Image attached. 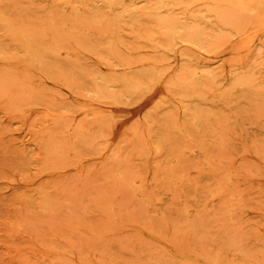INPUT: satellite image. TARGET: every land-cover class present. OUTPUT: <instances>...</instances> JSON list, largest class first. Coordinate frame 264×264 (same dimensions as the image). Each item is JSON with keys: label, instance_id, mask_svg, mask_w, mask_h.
Segmentation results:
<instances>
[{"label": "rangeland", "instance_id": "1", "mask_svg": "<svg viewBox=\"0 0 264 264\" xmlns=\"http://www.w3.org/2000/svg\"><path fill=\"white\" fill-rule=\"evenodd\" d=\"M233 1L164 0L155 11L152 0H0V264H210L200 253L264 264V149L255 155L246 140L264 130V7L237 15ZM162 18L182 25L180 36L162 37ZM194 77L209 89L198 103L179 89ZM238 79L246 103L215 102ZM214 107L229 119L215 130L242 199L229 212L201 200L213 179L199 183L189 165L163 173L148 145V120L183 124L185 111ZM191 195L203 215L180 213Z\"/></svg>", "mask_w": 264, "mask_h": 264}, {"label": "bare ground", "instance_id": "2", "mask_svg": "<svg viewBox=\"0 0 264 264\" xmlns=\"http://www.w3.org/2000/svg\"><path fill=\"white\" fill-rule=\"evenodd\" d=\"M153 1V10L158 11L161 7L162 4L164 3V0H152ZM234 6L236 7L235 10L237 11V15H243L245 13L254 11L255 9L262 10L263 9V4L264 0H239V1H233ZM259 20V19H258ZM103 21V20H102ZM44 22V21H43ZM259 22V21H258ZM156 23L162 31H160V35L166 39H173L178 36H180V32L184 29L182 25L176 24V22L172 23L168 19H157ZM250 23V22H249ZM92 25V24H91ZM93 26V25H92ZM249 26V25H248ZM107 28V27H106ZM259 28V27H258ZM29 29V28H28ZM54 29V28H53ZM219 29V28H218ZM190 29L189 31H191ZM260 30V29H259ZM264 30V29H263ZM45 31V30H44ZM246 31V30H245ZM40 32V31H39ZM223 32V31H222ZM261 33V32H260ZM60 34V33H59ZM250 34H252L250 32ZM238 39V38H237ZM188 40V39H187ZM190 40V39H189ZM239 41V39H238ZM218 42V41H217ZM241 42V41H240ZM243 42V41H242ZM6 43V41H4ZM252 43V42H251ZM68 45V44H67ZM155 45V44H154ZM241 45V44H240ZM251 45V44H250ZM70 47V46H69ZM243 48V46H242ZM241 48V49H242ZM222 49V48H221ZM14 52V51H13ZM16 53V52H15ZM109 53V52H108ZM220 53V52H219ZM43 55V54H42ZM155 55V54H154ZM204 55V54H203ZM38 56V55H37ZM210 56V55H208ZM8 58V57H7ZM27 61V60H26ZM59 61V60H58ZM109 61V60H108ZM148 62V61H147ZM150 62V61H149ZM58 63V62H57ZM258 63V62H257ZM24 65V64H22ZM261 65V64H260ZM10 70V69H9ZM172 71V70H171ZM170 71V72H171ZM187 72V71H186ZM185 72V73H186ZM189 72V71H188ZM9 74V73H8ZM190 74V73H188ZM243 76V75H242ZM246 76V75H245ZM1 77V76H0ZM12 78V77H11ZM248 78V77H247ZM264 78V77H263ZM7 79V78H6ZM204 83L209 79V76H204ZM2 80V79H1ZM8 80V79H7ZM15 80H18L17 78ZM29 80V79H28ZM164 80V79H163ZM181 80V79H180ZM18 83V82H17ZM116 84V83H115ZM11 85V84H10ZM36 85V84H35ZM83 85V84H82ZM200 81L198 80V77L191 78L189 81H183L180 84V94H183V97L187 101H192V103H198L199 101L204 100V94L205 92L209 91L208 90H199L200 89ZM21 86V84H20ZM85 86V85H84ZM110 87V84L108 83H101L98 85L96 88L103 94L108 91V88ZM18 88V87H17ZM24 88V87H23ZM88 88V87H87ZM85 89V88H84ZM138 86H130L129 91L137 90ZM248 89L247 82L245 80L238 79L237 83L234 85V88L232 91H227L226 93H222L219 95H216L215 97V102L217 101H224V102H230V101H235L236 103H246L247 101V96L248 92H246ZM120 90V89H119ZM89 93V92H88ZM94 93V92H93ZM96 93V92H95ZM120 93V92H118ZM3 94V93H2ZM30 94V92H29ZM255 94V93H254ZM5 95V94H3ZM31 95V94H30ZM34 95V93H33ZM246 95V96H245ZM3 98V97H2ZM4 99V98H3ZM145 99V98H144ZM46 102V101H45ZM141 103V102H140ZM166 103V102H165ZM204 104V103H203ZM167 105V104H166ZM190 105V103H189ZM8 106V105H7ZM12 107V106H11ZM16 107V105H15ZM262 107V106H261ZM18 108V107H17ZM171 109V108H170ZM16 110V109H15ZM122 110V109H121ZM183 110V109H182ZM63 111V110H62ZM185 111V110H184ZM192 111V110H191ZM184 113L185 119L183 121V124H177L176 122H173L172 120L168 119L165 121L163 125L155 126L151 121L146 122V130L151 133L149 140H148V145L152 147V149L155 151V154H157L160 159L163 161V173L167 174V171L173 172L176 170H181L184 169V167H187L188 165L194 168L197 172V176L199 177V183H204L206 182L205 178H209L208 180H214L212 183H209V186L204 190L202 193L201 197L204 202L205 201H219V200H224V202H227L226 207H224V211L229 212L232 209V206L234 205L233 202L236 200L240 199L234 198V194H232L231 190V184L234 182L233 178V173L229 170L228 165L229 163H235L234 160H232V156H228V151L227 153L223 152V150H229L230 147L226 146L227 140L224 139L223 135H220L219 133L216 132L215 129L219 127L223 128L225 130L226 124H228L229 119H225L224 121L226 122H221L220 120V115L223 113L220 110H217L215 107L212 110H203V109H198L197 111L193 110L192 112H187ZM170 113V112H169ZM14 114V113H13ZM89 116V115H88ZM87 116V117H88ZM151 117V116H150ZM184 118V117H183ZM90 119V118H89ZM152 119V117H151ZM257 119L264 121V108L259 109L257 113ZM231 123V122H230ZM91 124V123H90ZM100 127V126H99ZM90 129V128H89ZM101 129V128H100ZM135 129V128H134ZM81 130V129H80ZM79 130V131H80ZM135 131V130H134ZM133 131V132H134ZM156 133V135L154 134ZM141 135V134H140ZM142 137V136H141ZM147 137V136H146ZM175 137L178 141V143L171 142L170 139H173ZM227 137V136H226ZM102 138V137H101ZM97 139V138H96ZM144 139V137H143ZM98 140V139H97ZM175 140V139H174ZM246 140L248 142V147L249 149L252 150L253 153L259 154L258 152L261 149H264V130L262 129H256L251 132H247ZM94 141H96L94 139ZM142 141V138H141ZM144 141V140H143ZM100 143V142H99ZM98 143V144H99ZM144 143V142H143ZM131 144V143H130ZM129 145V144H128ZM243 148V147H242ZM134 150V149H132ZM225 150V151H226ZM240 149H238L239 151ZM65 151V150H64ZM232 151V150H231ZM237 151V152H238ZM70 152V151H69ZM132 153V152H131ZM262 153V152H260ZM240 153L239 155H241ZM79 155V154H78ZM138 155V154H137ZM186 156H193V160H189L186 158ZM53 157V156H52ZM68 157H66L67 159ZM108 158V156H107ZM236 160V159H235ZM53 161V160H52ZM66 160L65 162H67ZM114 161V159H113ZM155 161V160H154ZM64 162V163H65ZM156 162V161H155ZM113 163V162H112ZM120 163V162H119ZM118 163V164H119ZM117 164V166H118ZM51 165L53 166L52 162ZM65 165V164H64ZM69 165V164H68ZM116 165V164H115ZM121 165V164H120ZM187 165V166H186ZM232 166V164H231ZM54 167V166H53ZM69 167V166H68ZM110 169V168H109ZM125 170V168H124ZM237 170V169H236ZM235 170V171H236ZM112 171V170H111ZM116 171V169H115ZM149 171V170H148ZM88 172V171H87ZM89 173V172H88ZM111 174L115 175L116 173L111 172ZM156 174V173H155ZM158 174V173H157ZM90 175V174H89ZM139 175V174H138ZM117 176V175H116ZM131 176V175H130ZM112 177V176H111ZM110 177V178H111ZM140 177V176H139ZM163 177V176H162ZM88 178V177H87ZM178 178V177H177ZM91 180V177L88 178ZM93 179V178H92ZM171 179V178H170ZM183 178L179 177L178 180H182ZM106 180V179H105ZM109 180V179H108ZM116 179H112V181ZM122 180V179H121ZM207 180V181H208ZM109 180L108 182H110ZM154 181H156L157 184L160 182L158 181L157 175H154ZM107 182V183H108ZM114 182V181H113ZM191 182V180H190ZM209 182V181H208ZM119 186V184L122 182L118 179L116 181ZM198 184L191 185L192 188L197 190ZM73 184V183H72ZM92 184V183H91ZM99 184V183H98ZM102 184V183H100ZM120 184V185H121ZM155 184V186H157ZM78 185V184H77ZM134 185V184H133ZM184 185V184H183ZM182 185V186H183ZM68 186V185H67ZM102 186V185H101ZM99 186V187H101ZM109 186V185H108ZM129 186V185H128ZM139 186V185H137ZM136 186V187H137ZM146 186V185H145ZM168 185H166L167 187ZM171 186V185H170ZM57 187V186H56ZM66 187V186H64ZM92 187V186H91ZM112 187V186H111ZM251 187V186H250ZM55 188V186H54ZM63 188V186H62ZM94 188V186H93ZM119 188V187H118ZM120 188L124 189L123 187L120 186ZM164 188V187H163ZM170 188V187H169ZM234 188V187H233ZM77 189V188H76ZM101 189V188H100ZM107 189V188H106ZM140 189L135 188L134 186H130V192L135 194V192H138ZM228 191H226V190ZM251 189V188H249ZM96 190V189H95ZM108 190V189H107ZM114 190V189H113ZM117 190V189H116ZM119 190V189H118ZM121 190V189H120ZM141 190V189H140ZM164 190V189H163ZM235 190V188H234ZM258 190V189H257ZM79 190H76L78 192ZM102 192V190H100ZM150 191V190H149ZM147 192L149 195H151ZM158 191V190H157ZM233 191V190H232ZM118 192V191H117ZM116 192V193H117ZM120 195L123 194V191H119ZM151 192V191H150ZM227 192V193H225ZM248 192V189H247ZM98 193V192H96ZM115 193V194H116ZM161 193V192H160ZM238 193V192H237ZM241 193V192H240ZM104 194V192H103ZM118 194V193H117ZM239 194V193H238ZM40 195V194H39ZM49 195V194H48ZM53 195V194H52ZM118 194V196H120ZM161 195V194H160ZM199 195V194H197ZM71 196V195H70ZM69 196V197H70ZM78 195L75 197L77 198ZM82 196H85L82 194ZM159 196V195H158ZM244 196V195H242ZM74 199L76 200V198ZM115 197V196H114ZM162 197V196H161ZM119 198V197H118ZM158 198V197H157ZM55 199H56V194H55ZM102 199V198H101ZM140 199V198H139ZM172 199V198H171ZM58 200V198H57ZM125 200V199H124ZM173 200V199H172ZM188 202L185 203V205H182L180 208V213L182 215H185L186 213L189 212H194V214L200 216L203 215V207L199 206L200 198L195 197V195H191L189 199H187ZM242 200V199H240ZM72 200H70L71 202ZM74 201V200H73ZM97 200H95L96 203ZM110 201V200H109ZM108 201V202H109ZM39 202V201H38ZM45 202H47L45 200ZM76 202V201H75ZM80 202V201H79ZM99 202V201H98ZM149 202V201H147ZM158 202V201H156ZM169 202V201H168ZM28 203V202H27ZM31 203V202H30ZM44 203V202H43ZM81 203V202H80ZM94 203V204H95ZM119 203V202H118ZM159 203V202H158ZM82 204V203H81ZM103 204V203H102ZM121 204V202L119 203ZM123 204V203H122ZM126 204V203H125ZM32 205V203H31ZM62 205V203H60ZM69 205V203H68ZM85 205V204H84ZM91 205V204H90ZM98 205V204H96ZM104 205V204H103ZM221 203L219 204V206ZM30 206V205H29ZM49 206V205H48ZM86 206V205H85ZM108 206V204H107ZM111 206V205H110ZM170 206V205H169ZM236 206V205H235ZM105 207V206H104ZM151 207H153L151 205ZM21 208V207H20ZM220 208V207H219ZM58 209V207L56 208ZM81 209V208H79ZM153 208H151L152 210ZM213 209V208H212ZM237 209V208H236ZM257 209V208H256ZM262 209V208H261ZM20 210V209H18ZM44 210H46L44 208ZM60 210V209H59ZM144 210V208H143ZM165 210V209H164ZM26 211V210H25ZM48 211V210H46ZM69 211V210H68ZM84 211V210H82ZM145 211V210H144ZM163 211V210H162ZM234 211V210H233ZM70 212V211H69ZM108 212V211H107ZM118 212V211H117ZM170 212V208H169ZM172 212V211H171ZM170 212V214H171ZM175 211H173L174 213ZM113 213V212H111ZM119 213V212H118ZM129 213V212H128ZM225 213V212H224ZM232 213V212H231ZM230 213V214H231ZM29 214V213H28ZM70 214V213H69ZM145 214V213H144ZM155 214V213H154ZM163 214V213H162ZM177 214V213H176ZM192 214V213H191ZM63 215V214H62ZM113 215V214H112ZM120 215V214H118ZM147 215V214H146ZM172 215V214H171ZM34 216V215H33ZM65 216V215H64ZM108 216V215H107ZM133 216V215H132ZM156 216V215H155ZM226 217V215H224ZM150 217V216H149ZM195 217V216H194ZM32 218V217H30ZM62 218V217H61ZM184 218V217H183ZM182 218V219H183ZM36 219V218H35ZM113 219V217H112ZM122 219V218H121ZM120 219V220H121ZM143 219V217H142ZM162 219V218H161ZM178 219V218H177ZM220 219V218H219ZM39 220V219H38ZM42 220V219H41ZM41 220L39 221L41 223ZM102 220V219H101ZM103 221V220H102ZM36 222V221H35ZM104 222V221H103ZM114 222V220H113ZM148 222V221H147ZM183 222V221H182ZM186 222V221H185ZM23 223V222H22ZM43 223V222H42ZM102 223V222H101ZM226 223V222H225ZM25 224V223H24ZM35 224V223H34ZM105 224V222H104ZM116 224V223H114ZM120 224V223H119ZM186 224V223H185ZM21 226V224H19ZM33 225V224H31ZM72 221H71V224ZM122 225V224H121ZM120 225V226H121ZM127 225V224H126ZM154 225V224H153ZM18 226V225H17ZM16 226V227H17ZM24 226V225H23ZM75 225H73L74 227ZM117 227V226H116ZM114 227V228H116ZM151 227V226H149ZM85 228V227H84ZM108 228V227H107ZM185 228V227H184ZM196 228V227H195ZM50 229V228H48ZM74 229V228H73ZM87 229V228H85ZM112 228H110L111 231ZM151 229V228H150ZM197 229V228H196ZM195 229V230H196ZM113 230V229H112ZM130 230V229H129ZM48 231V230H47ZM88 231V230H87ZM115 231V230H114ZM114 231H111L114 232ZM147 231V230H146ZM233 231V230H231ZM51 232V230H50ZM53 232V231H52ZM73 233V231L71 230ZM107 232V231H106ZM105 232V233H106ZM116 232V231H115ZM197 232V231H196ZM218 232V231H217ZM237 232V231H236ZM76 233V232H75ZM87 233V232H85ZM191 233V232H190ZM199 233V232H198ZM74 234V233H73ZM88 234V233H87ZM86 234V235H87ZM149 234V233H148ZM107 235V234H104ZM233 235V234H232ZM88 236V235H87ZM101 236V235H100ZM140 236V235H139ZM223 236V235H222ZM86 237V236H84ZM102 237V236H101ZM100 237V239H101ZM129 237V236H128ZM162 237V236H160ZM87 238V237H86ZM234 238V237H233ZM70 239V237H69ZM87 239H90L87 238ZM93 239V238H92ZM117 239V238H115ZM114 239V240H115ZM105 240V239H104ZM103 240V241H104ZM128 240V239H127ZM102 242V241H101ZM117 242V241H116ZM126 242V241H125ZM135 242V241H134ZM167 242V240H166ZM69 243V242H68ZM87 243V242H86ZM92 243V242H91ZM94 243V242H93ZM148 243V242H147ZM170 243V242H169ZM223 243V242H222ZM102 244V243H101ZM128 244V243H126ZM86 245V244H85ZM69 246V245H68ZM170 246V245H169ZM44 247V246H43ZM47 247V246H46ZM87 247V246H86ZM91 247V246H90ZM125 247V246H124ZM70 248V247H69ZM177 248V247H176ZM179 248V247H178ZM177 248V249H178ZM219 248V247H218ZM46 250V249H45ZM124 250V249H123ZM163 250V249H162ZM192 250V249H191ZM235 250V249H234ZM106 251V249H105ZM47 252V251H46ZM226 252V251H225ZM235 252V251H234ZM102 253V252H101ZM238 253V252H237ZM100 254V253H99ZM89 255V254H88ZM199 259L201 262H206L210 264H219L220 263V257L218 255H208L207 253L204 254H199ZM141 257V256H140ZM264 257V256H263ZM169 258V257H168ZM172 260V259H171ZM167 261V260H166ZM64 264V263H63ZM120 264V263H119Z\"/></svg>", "mask_w": 264, "mask_h": 264}]
</instances>
